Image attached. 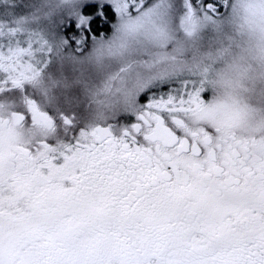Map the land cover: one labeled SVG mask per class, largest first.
I'll list each match as a JSON object with an SVG mask.
<instances>
[{
    "label": "snow or ice",
    "instance_id": "snow-or-ice-1",
    "mask_svg": "<svg viewBox=\"0 0 264 264\" xmlns=\"http://www.w3.org/2000/svg\"><path fill=\"white\" fill-rule=\"evenodd\" d=\"M0 264H264V0H0Z\"/></svg>",
    "mask_w": 264,
    "mask_h": 264
}]
</instances>
